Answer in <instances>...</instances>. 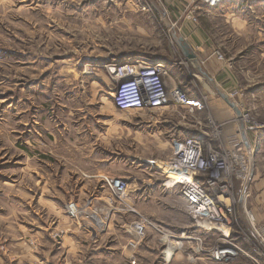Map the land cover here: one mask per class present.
I'll return each mask as SVG.
<instances>
[{"label":"rangeland","instance_id":"374dc122","mask_svg":"<svg viewBox=\"0 0 264 264\" xmlns=\"http://www.w3.org/2000/svg\"><path fill=\"white\" fill-rule=\"evenodd\" d=\"M136 59L167 66L195 118L221 124L223 152L233 128L254 146L248 191L234 182L235 251L222 260L221 235L196 226L160 169L172 135L193 131L195 118L114 106L107 66ZM105 176L128 182L135 211L113 201ZM246 212L264 226V0H0V264H264Z\"/></svg>","mask_w":264,"mask_h":264},{"label":"built area","instance_id":"2783aa9c","mask_svg":"<svg viewBox=\"0 0 264 264\" xmlns=\"http://www.w3.org/2000/svg\"><path fill=\"white\" fill-rule=\"evenodd\" d=\"M203 1L214 5L218 0ZM189 18L192 21L197 20L195 16ZM213 55L223 59L218 50ZM107 72L115 82L113 100L119 112L140 114L145 110H154L163 113L174 111L178 107L184 111L183 118H195L196 110L188 89L169 84V69L164 63L147 62L143 59L113 62L107 66ZM240 111V121L244 124L250 122L248 114ZM192 126L193 131L183 136L172 135L171 151L160 164V169L169 184L177 186L185 196L189 204V214L196 226L206 229L204 223L211 224L210 227L218 228L212 231L227 238L235 228L230 205L235 203V196L240 192L233 190L234 182L242 189L250 182L253 149L248 145L245 132L241 128L226 136V150L223 152L219 143V139L223 138L220 123L212 118L202 121L195 118ZM104 180L110 188L113 201L124 206L121 210L135 211L127 203L128 182L123 178L110 176H105ZM69 209L75 212L74 205H70ZM94 217L97 218L94 219L95 229L100 232L105 228V223L99 217ZM140 218L132 226L135 234L142 238L145 220ZM246 218L248 234L258 243L262 241L264 244V226H257L252 214L246 212ZM237 236H240L238 231L234 237Z\"/></svg>","mask_w":264,"mask_h":264},{"label":"bare ground","instance_id":"6f19581e","mask_svg":"<svg viewBox=\"0 0 264 264\" xmlns=\"http://www.w3.org/2000/svg\"><path fill=\"white\" fill-rule=\"evenodd\" d=\"M176 40V39H175ZM189 62H190V64H191V66L192 67H194L195 69H199V65H198V63H197V65L194 63V60H192V59H190L189 60ZM197 76H199L200 77V74L198 73V75ZM209 90V89H208ZM224 95H226V94H224ZM226 97H227V99H228V101L229 102H231L232 103V105L234 106V104H233V102L230 100V98L228 97V95H226ZM233 110H234V108H233ZM241 114V113H240ZM240 114H238V116L240 115ZM171 186V185H170ZM205 230H207V231H212V230H218V228L217 227H214V226H212V227H207ZM251 231V230H250ZM225 235H223V236H220L219 238H218V240L216 241V243H215V249H216V251H215V259L217 260V258L218 259H220V260H222V258H221V254H220V251H223L224 249H228V250H230V246H232L233 247V249H234V244H233V242H230V240L229 239H227L226 237H224ZM259 244H262V241H261V243L259 242ZM263 246H264V244H262ZM261 245V246H262ZM232 247H231V250H232ZM236 248V247H235ZM233 251V250H232ZM234 251H235V249H234ZM214 252V251H213ZM260 261V260H259Z\"/></svg>","mask_w":264,"mask_h":264},{"label":"water","instance_id":"95a60500","mask_svg":"<svg viewBox=\"0 0 264 264\" xmlns=\"http://www.w3.org/2000/svg\"><path fill=\"white\" fill-rule=\"evenodd\" d=\"M180 41H182V38L180 37ZM180 45V44H179ZM184 52V55L186 57V59L190 60H195V55L192 53L191 49L189 48L188 44L186 43H182V45L180 46ZM206 75V74H205ZM221 96L223 97V99L228 103L229 106H231L232 108H234V106L232 105L231 102L228 101L226 95L221 94ZM237 114H240L239 110H236Z\"/></svg>","mask_w":264,"mask_h":264},{"label":"crops","instance_id":"0c3cea01","mask_svg":"<svg viewBox=\"0 0 264 264\" xmlns=\"http://www.w3.org/2000/svg\"><path fill=\"white\" fill-rule=\"evenodd\" d=\"M176 36V35H175ZM176 39V38H175ZM177 43H179L180 44V46L182 45V43H186L185 41H184V39L182 38V41H180V37H177ZM187 44V43H186ZM190 48V47H189ZM194 63L197 65V60L195 59L194 60ZM188 65H190L191 66V64H190V62H188ZM204 76H206V78L211 82L210 84H213V80H212V78H210L209 76H208V74H206V73H202ZM206 74V75H205ZM170 78H171V76H170ZM200 78H201V75H200ZM170 85H175V84H173V83H171ZM207 86V84H205V86H203L204 87V89L206 90V87ZM208 87V89H210V87L209 86H207ZM207 89V91L208 92H210V90H208ZM205 99V98H204ZM234 132V128H233V130H232V132H230V133H228V135L229 134H232ZM248 140V139H247ZM248 142H249V140H248ZM248 145H250V148L251 149H253V145L249 142V144ZM253 175V174H252ZM252 179V178H251ZM247 191H248V186H247ZM249 196V195H248Z\"/></svg>","mask_w":264,"mask_h":264}]
</instances>
